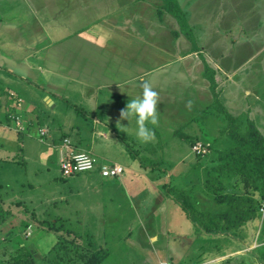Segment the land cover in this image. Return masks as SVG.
Here are the masks:
<instances>
[{"label":"rangeland","instance_id":"rangeland-1","mask_svg":"<svg viewBox=\"0 0 264 264\" xmlns=\"http://www.w3.org/2000/svg\"><path fill=\"white\" fill-rule=\"evenodd\" d=\"M33 1V7H38L39 9L45 6L50 8L49 6L55 5L54 0ZM77 1L78 6H83L78 9L84 8L75 17V21L76 19L78 20V26L86 23V20L98 19L97 28L100 31L105 28V36L107 32L113 34L119 33L121 38L135 41L137 45L136 53L139 51L140 56L145 59L154 58L156 55L154 53V46L149 40V37L155 33L152 31L154 26L160 30L156 35L159 39V59L165 58L164 56H160V52H162L160 47L163 50L167 47V52H169L168 48H170L172 56L169 58L178 56L184 47L181 37L184 36L185 42H188L189 39L190 46L197 48L199 45L202 55H207V57L206 55L204 56L206 61L208 59L211 62L209 59H212L211 54L208 52L206 45H203L201 42L210 43L211 40H215L212 50L214 52L222 51L226 56L221 60L222 63L226 64V67L230 69L236 65L240 67L237 75L239 82L237 85H231L225 98L232 111L246 110V112H241L238 115L242 122L241 132L246 131L247 120H252L264 136V69L260 65L264 61V17L260 12L262 0H185L190 5H184V8L187 11V15L189 14V17H192L191 20L194 22L192 25L188 22L190 25L188 27L193 31H191L192 39L190 36L186 39L187 32L184 34L181 29L178 30L176 18L170 15V12H168L169 14L166 12L164 0ZM178 1L179 4L182 3L181 0ZM182 1L184 2V0ZM85 3L86 6H84ZM8 4L12 6L19 5L21 8L31 6L29 2H25L24 0H11ZM4 5H6L5 1L0 2V8ZM33 7L30 9H33ZM101 9L105 12L104 15L100 16L98 15L99 12L95 13L98 10L101 11ZM88 16L91 18H87ZM93 16L95 17L93 18ZM241 26H246V28L242 29ZM128 28H133L132 32H134V29L136 31L129 33L127 31ZM230 29L235 32H230ZM170 30H173V32L178 31V40L174 38V34L173 36L171 33L168 34ZM180 33L183 35H180ZM99 36H101L100 32ZM235 38L237 39V44L230 46V41L233 42ZM119 49L123 50L120 47ZM118 55L120 57L119 60L125 63V55L122 53ZM188 58L190 60L187 59V66L189 65L191 71L190 85L196 87L198 83L202 84L197 86L200 102L195 98L197 94L193 97L192 91L187 87L189 78L185 76L186 73L183 67L185 62L182 63V61L171 59L175 62H172L166 69L164 68L162 72H158L159 89L157 93L162 91L163 94L158 99L157 107L164 109L166 113H163V118H159L157 122L159 125H157L156 136L151 141L142 142L141 145L136 144V146L129 139L125 140L130 147L128 149L129 153L136 152L137 156L141 158L127 153L126 156L134 158L132 162L129 160V163L132 166L131 170L133 169L137 173L125 167L123 175H127L129 180L125 182V186L123 182L122 186L123 188L125 187L124 190H131L128 195L135 202L140 201L141 197H144L143 199L145 200H150V197L157 192L150 180V176L157 174L159 182L157 181L155 184L162 182V187L166 188L165 190L162 188L161 192L166 195V199L162 201V196L158 195V199L153 201L154 212L158 215L146 219L142 215L147 211H143L142 208L137 212L139 214L137 217L135 215L118 217L112 211L113 206L105 205V198L111 195L116 199H123V191H121L122 189H118L120 187L119 181L113 180V186L116 188L114 192H108L109 194L107 192H100L104 196L95 198V194L91 192V188L85 189L84 187V185L92 184V182L84 179L82 175L92 174L94 180L97 182L100 177L96 174V169L90 172L79 173L76 175L77 177L75 178L77 179L75 181H72V177L65 178V180L60 179L58 150L33 138H29L28 141L32 143L28 145L29 152L24 157L25 159L19 155L16 162H0V185L4 187L1 189V194L8 195L10 192H13L12 197L6 199L2 204L3 208L11 210L12 217L3 226H0V239L2 242L0 244V264H4L7 261L12 264V255L14 256L20 244H33L35 246V252L39 255L37 256V261L34 260L32 262L33 264H54L55 262H59V260L62 261L61 264H79L80 261L75 257L76 254L73 253L74 247L79 248V250L89 249L90 252L97 247L105 248L108 253L100 264H158L160 261H169L171 264H236L242 257L245 259L244 264L258 263L256 259L254 260L250 256L247 257V254H249L248 252H253L252 250L259 244L257 229L262 224L264 201H262L255 185H259L261 182L257 179L252 180V177L243 181L239 175L233 173L230 176H219L215 170L218 152L228 149L232 146V143L230 144L231 140L224 135L226 120L222 115H217L210 105L212 99L210 98L211 93L208 88V82L201 80L203 79L200 75L203 71V64L200 57L196 53H191ZM210 62L208 64L212 67ZM145 63L149 65L147 62ZM216 76L219 81H225V78H221L222 75ZM144 81L149 83L151 79L146 77ZM227 83L225 82V84ZM248 84L255 85L254 90L257 92V96L255 94L250 96L249 94V96L244 97L243 87ZM4 96L1 98L4 97L7 100V96ZM187 104H189L188 108L191 110L189 114L192 121L190 123H181L180 121L183 120H176L168 123L170 121L169 117L174 118L170 114L171 110L176 111L177 115L181 117L183 115L180 114L181 111L188 113L185 108ZM252 110H254L253 115L249 113ZM65 111L67 112V110ZM68 112L71 113V110H68ZM57 114L59 116L62 115L61 112H57ZM187 117L189 118L188 114H185L181 118L188 119ZM78 118L81 119V115ZM86 120H89V118L87 117ZM83 126L79 127L81 131L85 133L90 132L89 127L84 123ZM5 130L11 145L13 143L17 144V141L19 143L21 140L22 143H26V136L20 139L13 128ZM7 137L5 136V139ZM224 138L228 139L229 142H222ZM94 142L97 145L95 157L99 161L102 156L100 154L105 152V140L101 136L96 135ZM2 144L5 148L0 147V156L8 155L9 157H13V152H10L6 148L8 143L4 142ZM88 145L84 143L81 147L87 148ZM144 153H152V159L149 157L142 158ZM183 154H187V156L189 155L190 158H193L194 162L191 164V168H193L194 173L190 177L187 176L186 180L180 179L179 175H175L177 180L173 175L169 178H163L162 173L176 168L175 165L178 164L179 158ZM105 156H107L106 153L104 154ZM112 160L118 161V163L124 166L127 163L124 158ZM184 167L182 165L177 170H182ZM148 168L151 171L146 175L144 171ZM198 170L201 172H198ZM134 173L138 174L140 178L145 177V175L148 178L135 180ZM215 175L218 176L219 183H213V180L216 181V179H213L212 176ZM196 176L200 178V181L196 180ZM34 184L46 190L45 193L48 198L54 196L53 189L59 192L68 191L72 194L77 190L79 199L84 200L82 204L93 206L90 209L92 211L89 214L91 216L89 220L94 223L84 221L85 208L77 207L75 213L81 219H75L73 223L61 221L60 225H58L59 228L64 229L63 233L65 234L58 235L55 231H49L48 227L40 222L43 213H46L48 207L40 199L41 194L35 193V191L34 194L32 192L26 194L31 190V187L25 193L22 191L29 185ZM95 184L97 185L98 183ZM211 187H219V193H226L227 195L250 192L253 193V198L261 201L259 210L261 218L249 221L247 227L249 235L244 239L241 238L237 243L226 244L223 250L220 251L223 254L215 256L212 251L210 252L205 249V246H208V241L211 240L203 237V232H200V235L196 236L194 225L188 219L185 218V222L183 223L178 220V210H183L178 206V201L175 197L176 193L173 191L189 188L194 190L192 194L198 200L199 208L206 209L215 207V203L206 194ZM126 211L124 210V213H128ZM100 216L104 218L102 222ZM95 217L99 218L96 220ZM20 221L31 223V226L33 228L36 227L39 233L46 229L49 232L43 234V236L40 235V237L37 233H31L30 229L32 227L28 226L25 232H21L22 243L17 242L12 244L11 242H4L3 232L10 226L18 225ZM142 225L145 230H156L157 233L161 234L159 240L154 243L150 242V240L146 241L143 238V233L140 232ZM180 233L190 234L189 238H192V241L188 249H186L185 244L179 246L181 244ZM57 238L60 239L58 240ZM72 240L75 243L72 246L67 244V246H70L71 251L65 254L62 244L70 243ZM180 252H183L182 256L179 255ZM251 255L254 257V254ZM229 256H232V261H224Z\"/></svg>","mask_w":264,"mask_h":264},{"label":"crops","instance_id":"crops-1","mask_svg":"<svg viewBox=\"0 0 264 264\" xmlns=\"http://www.w3.org/2000/svg\"><path fill=\"white\" fill-rule=\"evenodd\" d=\"M3 1H5L6 5L0 8V89L4 91L5 94L0 95V118L5 116V110L7 109L8 104L7 100L4 99V95L7 96V93L12 91L22 100L20 111L27 125L25 131L15 132L19 135L18 137L20 139L26 136L27 141L26 143H22L21 140L19 143L17 141V144L13 143L11 145L5 129L11 130L12 128L0 124V147L5 148L2 143L6 142L9 146L6 145V148L14 154L12 155L13 157H9L8 155L0 156V162H16L19 155H21L22 158L26 157L27 152H29L28 145L32 143L31 141H28L29 138H33L36 141L57 149L59 152L58 162L60 159V152L83 151L95 157V154L97 153V145L96 142H94L95 136H101L102 139L105 140V152L100 154L102 156L100 157L98 164H118L122 166L123 171L115 177H103L98 169H96V174L100 177L97 182L94 180L92 174H83L82 176L84 179L92 182V184L84 185L85 189L90 187L91 192L95 194V198L102 197L104 195L100 194V192H107V194H109L116 190L113 186V180L116 179L120 184L118 189H122L121 191H123V199H116L109 195L110 197L105 198V205L113 206L112 211H114L118 217L123 215H135L137 217L139 215L137 212L142 208L143 211H147L142 215L144 218L147 219L157 216L158 214L155 213L153 209V201L158 199V195L162 196V201L166 199V195L161 193L164 189L162 187L163 183L160 182L155 184L159 177L157 174L150 176V180L157 191L155 192V195L150 197V200H145L143 199L144 197H141L140 201L135 202L130 198V195H128L131 190H124L125 187L123 188L122 186L123 182L125 186V182L129 180L127 175V177L123 175L125 167L127 169L130 168L131 170L132 166H130L131 163H129V160L132 162L134 159L131 156H126L127 153H129L128 149H130V147L125 140L129 139L134 146H136V144L141 145L142 142L135 135V121L133 120L128 123L126 119H121L120 112L126 107L128 100L137 98L141 95V82L144 81L146 77L151 79L149 83L156 92L158 91V72H162L164 68L166 69L167 66L172 64L173 60L171 59L182 61V63L185 62L183 64L186 73L185 76L189 78L187 87L192 91L193 97L197 94L195 98L199 100L200 96L198 95L199 89L197 86L202 84L198 83L196 87L190 85L191 71L189 65L187 66V59L190 60L188 57H190L191 53L198 54L203 64V71L200 73L203 79H200L203 81L206 80L209 88V81L204 76V66L205 64L209 66L208 63L210 62L208 59V62L206 61L204 57L206 54L202 55L199 45L196 49L190 46L188 37L185 36V38L188 39V42H185L183 39L184 36H181L184 42V47L183 50L179 52V55L169 58L172 56L170 54V48H168L169 52H167V47H165L164 50L160 47V50L162 51L160 52V56H164L165 58L159 59V39L156 35L160 30L154 26L152 31L155 33L149 37V40L154 46V53L156 55L154 58L145 59L140 56L139 51L136 53L137 45L135 41L127 40L123 37L121 38L119 33L113 34L107 32L105 36V28L101 31L97 28L99 22L98 19L86 20V23L78 26V20L76 19L75 21V17H77L84 8L81 10L78 9L83 6H78L77 0H54L55 5L49 6L50 8L45 6L40 9L38 7H33V0H24L25 2H29L31 6H25L22 8L19 5L12 6L8 4L11 0H0V2ZM188 1L184 0L183 2L181 0L182 3L179 4V1L177 0V3L184 13L188 26H190L189 23L192 25L194 22L191 20L192 17H189V14L187 15V11L184 8V5H190ZM84 6H86V3ZM32 7L33 9H30ZM97 12H99L98 15L100 16L105 14L103 9H101V11L98 10L95 13L97 14ZM260 12L264 17V0H262L260 6ZM94 17L95 16H93V18ZM87 18L91 17L88 16ZM179 27L180 26L178 25V30H180ZM241 28L245 29L246 26H241ZM189 29L192 31L190 27ZM127 31L131 33L133 28H128ZM135 31L136 29H134V32ZM99 32L101 36H99ZM203 32H205V30H203ZM230 32L235 31L230 29ZM170 33L172 36L173 34L175 35L174 38H177V40L179 39L177 36L178 31L173 32V30H170L168 34ZM180 35L183 34L180 33ZM183 42L181 43L183 44ZM214 42L215 40H211L210 43H201L206 45L208 52L212 57V59L209 58L212 67H209L213 72L212 75L216 82L215 90L223 111L215 109L213 105H211L213 102V93L209 88L211 93L210 98L212 99L210 105L217 115H222L226 120L224 111L231 116H238L241 112H246L245 109L232 111L225 98L231 85H237L239 82L237 75L240 67H238V65L235 67L232 66L231 69L226 67V64H223L221 61L226 57L224 53H222V51L214 52L212 50ZM235 44H237L236 38L233 42L230 41L229 45L232 46ZM119 47L123 50H120ZM120 53L125 55V63L119 60L120 57L118 54ZM145 62L149 65H146ZM260 65H262V68L264 69V61ZM216 75H222L221 78H225V81H219ZM225 82L228 83L225 84ZM254 87L255 85L252 84L243 87L244 97L249 96V94L250 96L253 94L257 96ZM162 94V91H160L158 99ZM2 96L4 97L1 98ZM188 106L189 104L185 107L188 113H185V111L180 112V114L183 115L188 114V119L181 118L183 115L179 117L176 111L171 110L170 114L174 118L169 117L170 121L168 123L176 120H183L180 121L181 123H190L192 121L189 114L191 110ZM65 110H67V112ZM68 110H71V113H69ZM253 111L254 110L249 113L253 115ZM57 112H61L62 115L59 116ZM163 113H166L164 112V109L157 107L158 121L159 118H163ZM79 115H81V119L78 118ZM87 117L89 120H86ZM83 123L89 127L90 132L85 133L81 131L79 127L83 126ZM157 125H159V123L148 125V127L153 130L154 136L157 134ZM39 128L45 129V134H40ZM60 131L61 133H59ZM5 136L7 139H5ZM109 137L110 139H108ZM63 138L69 139L68 145L63 144ZM84 143L89 144L87 148L84 146L81 147ZM105 153L107 156L104 157ZM130 155L139 157L136 152ZM143 157H149L152 159V153H144L142 158ZM118 158L126 159V165L124 166L121 163H118V161L112 160ZM193 162V158H190L187 154H183L182 157L179 158L178 164L175 165L176 168H172L170 171L167 170L165 173H162L163 178H169L172 175L173 177L179 175L180 179H187V176L190 177V175L194 173L193 168H191ZM182 165L185 166L184 169L177 170ZM131 171L136 172L133 169ZM150 171L151 169L148 168L144 172L147 175ZM198 172L201 171L198 170ZM136 173H134L135 180H144L148 178L146 175V178H140ZM71 177L73 179L72 181L77 179L75 178L77 177L76 175ZM175 179L177 180L176 177ZM95 183H98L99 185H96ZM29 187H31V190L26 194H30L31 192L34 194V191L35 193L41 194L40 199H42L44 204L48 205L47 210L49 208L53 209V220L60 219L66 223H73L75 219H81V217L79 215L77 216V213H75V210H77L78 207L85 208L83 220L89 221L92 224L94 223L89 220L91 217L89 214H91L92 211L90 209L93 206L82 204L84 200L79 199L77 190L72 194L68 191L59 192L58 190L53 189L54 196L48 198L45 193L46 190H43L42 187L39 188L37 184L29 185L22 191L25 193ZM3 188L4 187L2 186L1 189ZM12 193L13 192H10L8 195L4 194L3 197L5 200L12 197ZM178 206L181 208L179 202ZM124 210H127L126 212L128 213H124ZM180 211L178 210V220L183 223L186 218L192 223L185 213ZM100 217L102 222L104 218L103 216ZM97 218L99 217H95L96 220ZM143 225L140 228V232L143 233V238L146 241L150 240L152 243L157 242L161 234L157 233L156 230H145ZM29 227L32 226L29 225ZM193 227L195 228V226ZM30 230L31 233H37L39 236H43V234L49 232L44 230L41 231V234L37 232L38 230L36 227H32ZM195 235H200L197 230ZM179 237L181 239V244L179 246L185 244L186 249H188L189 244L192 241V238H189L190 234L180 233ZM177 250L179 251V249ZM179 255L182 256L183 252H180Z\"/></svg>","mask_w":264,"mask_h":264},{"label":"trees","instance_id":"trees-1","mask_svg":"<svg viewBox=\"0 0 264 264\" xmlns=\"http://www.w3.org/2000/svg\"><path fill=\"white\" fill-rule=\"evenodd\" d=\"M164 7L167 12H170V14L176 18L183 33L186 34L187 32L186 36H190L192 39L191 31L177 0H164ZM193 48L196 49V47ZM212 73L211 68L205 64L204 76L209 81V88L213 93V102L211 105H213L215 109L223 111L215 90L216 82ZM2 94H5V92L0 89V95ZM224 112L226 115L224 135L232 141H230L232 146L224 151L218 152L216 167L214 166L216 168L215 170L219 176H230L233 173L239 175L243 181L251 177L252 180H260L261 184H256L255 186L260 193L262 201H264V136L252 120H247L246 131L241 132L242 122L240 116H231L226 111ZM222 142L227 143L229 140L224 138ZM78 174L79 173H75L69 176L61 175L60 179L65 180V178ZM212 177L216 179V181L213 180V183H219L218 176L215 175ZM196 180L200 181V178L196 176ZM1 187L2 186H0V226H3L12 217V212L10 209L3 208L2 206L5 202V198L3 197L4 194H1ZM218 189L219 187H211L209 191L206 192L208 195L207 197L215 203L214 208L206 209L199 208L198 200L192 194L194 190L190 188L179 191L173 190L174 193H176L175 197L183 212L191 220L196 230L199 233L203 232L202 236L211 240L208 241V246H205V249L210 252L212 251L214 256L222 255L223 253L220 251L223 250L226 244L233 242L237 243L241 238L244 239L247 237L249 235L247 233L249 221L252 219L259 220L261 218L259 213L261 201L253 198V193L247 192L248 194L240 193L237 195H227L226 193L220 194ZM52 212L53 209H46V213H43L40 222L46 225L49 231H55L58 235L65 234L63 233L64 229L58 227L62 220H53L54 217ZM29 225H31V223L27 221H20L18 225L10 226L3 232L4 242H11L12 244L21 242V232H25ZM258 228L257 239L259 240V244L252 250L253 252H248L249 254H247V257L250 256L254 258V260L256 259L258 262L256 264H264V216L262 224ZM57 239L59 240L60 238ZM1 243L0 239V244ZM74 243L72 240L70 243L67 242L62 244L65 254L71 251L69 247L74 245ZM67 244H70V246H67ZM35 250L36 248L33 244H20L14 256L12 255V264H30L34 260L37 261V256L39 254H36ZM73 253L76 254L75 257L80 261L79 264H100L105 259L108 252L105 248L99 247L94 248L92 252H90L89 249L79 250V248L77 249V247H74ZM251 254H254V257ZM231 258L232 256H229L225 258L224 261H232ZM244 262L245 259L242 257L236 264H244ZM61 263L62 261L59 260V262H55L54 264ZM4 264H10V262L7 261Z\"/></svg>","mask_w":264,"mask_h":264},{"label":"built area","instance_id":"built-area-1","mask_svg":"<svg viewBox=\"0 0 264 264\" xmlns=\"http://www.w3.org/2000/svg\"><path fill=\"white\" fill-rule=\"evenodd\" d=\"M7 109L5 116L0 118V124L13 128L17 132L27 129L25 120L20 111L22 100L12 91L7 93ZM40 134H45V129L39 128ZM63 144L68 145L69 139L63 138ZM100 164V163H99ZM91 154L83 151L60 152L59 167L63 176L75 173L90 172L98 169L103 177H115L122 173L123 168L118 164H101ZM99 165V166H98ZM98 167V168H97ZM158 264H171L168 261H160Z\"/></svg>","mask_w":264,"mask_h":264},{"label":"clouds","instance_id":"clouds-1","mask_svg":"<svg viewBox=\"0 0 264 264\" xmlns=\"http://www.w3.org/2000/svg\"><path fill=\"white\" fill-rule=\"evenodd\" d=\"M142 93L139 97L128 100L126 107L121 110V119L128 123L135 121V135L141 142H149L154 138V132L149 124H157L158 93L147 81L141 82ZM190 103V102H189Z\"/></svg>","mask_w":264,"mask_h":264}]
</instances>
